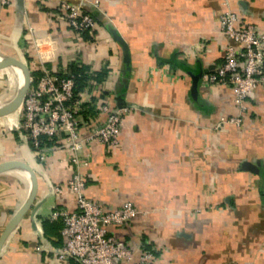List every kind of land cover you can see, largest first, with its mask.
Segmentation results:
<instances>
[{
	"label": "crops",
	"instance_id": "0c3cea01",
	"mask_svg": "<svg viewBox=\"0 0 264 264\" xmlns=\"http://www.w3.org/2000/svg\"><path fill=\"white\" fill-rule=\"evenodd\" d=\"M58 1L81 0L0 4V56L44 61L61 72L80 61L106 73L79 98L90 126L106 119L98 109L102 99L112 108L127 104L119 144L112 151L98 141L86 147L90 164L83 170L89 198L112 208L130 201L138 210L113 233L137 250L152 245L153 264H264V87L251 94L241 125L221 127L222 118L239 113L234 91L207 87L202 79L197 93L193 88V75L222 62L229 43L221 31L224 11L264 29V0H98V7H87L97 21L93 44L54 19ZM112 30L128 45L130 64ZM18 89L17 70L0 66V106ZM18 113L0 117V162L21 160L34 168L41 204L9 237L0 264H76L37 249L49 241L44 220L57 207L76 210L71 191L54 192L74 166L64 147L39 162L13 130ZM81 131L85 136L88 127ZM3 175L16 181H0L1 229L10 219L7 209L17 211L30 190L23 171Z\"/></svg>",
	"mask_w": 264,
	"mask_h": 264
},
{
	"label": "built area",
	"instance_id": "2783aa9c",
	"mask_svg": "<svg viewBox=\"0 0 264 264\" xmlns=\"http://www.w3.org/2000/svg\"><path fill=\"white\" fill-rule=\"evenodd\" d=\"M0 4L8 6L11 0H0ZM90 5L98 7L99 1H58L52 15L70 28L78 41L93 44L97 38V21L87 9ZM220 23L229 43L223 49L222 62L204 73L202 81L207 87L226 86L235 93L239 113L222 118L218 127L226 123L241 125L249 110L251 94L264 87V29L244 20L230 8L224 11ZM28 66L32 81L13 130L23 134V142L39 162H46L55 148L66 149L74 166L73 175L65 185L54 186V192L62 195L66 189L71 191L77 205L75 211L57 207L50 217L63 223L64 244L59 247L45 240L37 249L76 264H153L157 258L153 247L137 250L113 233L115 228L132 222L138 214L136 206L128 201L117 208L108 207L89 198L85 192L87 177L83 170L90 164L86 147L98 141L107 151H112L119 144L124 115L129 108H112L104 98L98 109L99 113L106 114V119L102 124L90 126V121L81 115L83 101L79 98L83 92L75 98L73 76H63L44 61L39 65L28 63ZM83 127H88L85 136ZM45 140H53L52 145Z\"/></svg>",
	"mask_w": 264,
	"mask_h": 264
},
{
	"label": "water",
	"instance_id": "95a60500",
	"mask_svg": "<svg viewBox=\"0 0 264 264\" xmlns=\"http://www.w3.org/2000/svg\"><path fill=\"white\" fill-rule=\"evenodd\" d=\"M23 1L24 0H18V4L23 5ZM112 34L114 35V38L118 40L123 46L125 52V61L127 64H130L131 54L128 45L120 36H118L115 30H112ZM0 66L2 67L11 66L14 68H18L23 75V83L19 86V89L15 94V96L13 97V99L7 104L0 106V117H3L18 112V110L20 109V107L24 102V99L30 88L32 80H31V71L29 69L28 64L16 56H11V55L0 56ZM209 70L210 69L204 70L199 75H193V88L196 93L199 89V84L201 82L203 74L208 72ZM118 107L124 108L128 106L127 104L122 103L119 104ZM14 170L23 171L28 176L30 183V190L27 199L10 218V220L8 221V223L6 224L4 230L0 235V255L7 240L13 234V232L19 227L24 217L28 213L34 216L35 212L37 211V209L41 204L37 199L39 192V180L37 173L33 169V167L29 163L21 160H6L0 162V174Z\"/></svg>",
	"mask_w": 264,
	"mask_h": 264
},
{
	"label": "trees",
	"instance_id": "16d2710c",
	"mask_svg": "<svg viewBox=\"0 0 264 264\" xmlns=\"http://www.w3.org/2000/svg\"><path fill=\"white\" fill-rule=\"evenodd\" d=\"M87 36V35H86ZM177 66L175 63L173 64ZM63 76H73L75 81H76V86H75V98H78L79 93L83 92L87 87H92L94 84L97 83H102L105 81L107 74L106 73H97L91 70V67L88 65H85L83 63H71L67 69L62 72ZM37 74V72L35 73ZM48 145H52L53 140H45ZM34 169V168H33ZM38 176V175H37ZM5 177L3 174H0V181H9L14 182L16 181L15 178H12V180ZM39 180V185H40V179L38 176ZM8 211V216L11 218L13 214L16 212L14 209H7ZM28 215V214H27ZM27 215L25 217H27ZM10 220V219H9ZM6 221V224L8 221ZM44 231H45V236L55 246H62L64 244V240L60 236V231L63 229V223L61 221H52L51 219H45L44 220ZM6 226V225H5ZM5 227L2 229L0 228V235L2 231L4 230ZM50 233L56 234V237H53ZM58 238V240H56ZM145 249H151L152 245H145ZM157 254V252H156Z\"/></svg>",
	"mask_w": 264,
	"mask_h": 264
},
{
	"label": "bare ground",
	"instance_id": "6f19581e",
	"mask_svg": "<svg viewBox=\"0 0 264 264\" xmlns=\"http://www.w3.org/2000/svg\"><path fill=\"white\" fill-rule=\"evenodd\" d=\"M18 72V76H19V86L23 83V75H22V72L18 69V68H15Z\"/></svg>",
	"mask_w": 264,
	"mask_h": 264
}]
</instances>
